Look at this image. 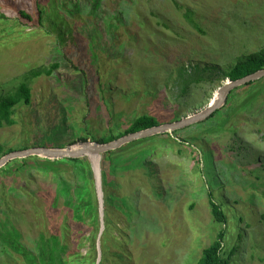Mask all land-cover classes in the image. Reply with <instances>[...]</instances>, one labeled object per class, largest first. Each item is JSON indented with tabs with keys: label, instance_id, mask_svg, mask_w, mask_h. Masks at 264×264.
I'll use <instances>...</instances> for the list:
<instances>
[{
	"label": "rangeland",
	"instance_id": "1",
	"mask_svg": "<svg viewBox=\"0 0 264 264\" xmlns=\"http://www.w3.org/2000/svg\"><path fill=\"white\" fill-rule=\"evenodd\" d=\"M263 48L264 0H0V90L21 82L30 89L14 125L0 128V145L65 148L123 132L142 115L172 109L184 118L207 106L227 81L222 72ZM55 62L51 76L25 80ZM193 66L181 94L178 70L192 74ZM232 91L222 117L160 134L145 142L153 150L144 166L111 176L100 192L96 264H199L220 229L208 186L227 217L225 251L237 247L231 264H264V78ZM177 138L208 154L200 169L195 154H176ZM10 165L0 168V264H25L13 245L38 255L54 234L57 184Z\"/></svg>",
	"mask_w": 264,
	"mask_h": 264
},
{
	"label": "trees",
	"instance_id": "2",
	"mask_svg": "<svg viewBox=\"0 0 264 264\" xmlns=\"http://www.w3.org/2000/svg\"><path fill=\"white\" fill-rule=\"evenodd\" d=\"M19 16L23 19L32 20V17L25 11L19 10ZM187 23L199 30L195 22L190 18L189 13L184 14ZM60 67V64L55 62L51 64L47 69H41L32 72L29 76H25V80L29 78H35L40 75L47 77L51 76L54 71ZM261 69H264V48L257 53L248 56L247 60L243 63H239L229 69L228 72H222L225 80L235 81L245 76L253 74ZM199 67L193 66L192 74L188 73L184 68H180L177 73L178 80L182 83L180 93L185 94L187 91L188 80L198 72ZM202 71L210 70L209 67H204ZM253 82L246 84L245 86L252 85ZM233 92V91H232ZM229 93L225 104L219 110H216L207 120L215 117H222L223 110L229 105V97L232 94ZM24 105L30 104V89L26 82H21L16 88L8 90L2 94L0 90V128L5 126L14 125L12 116L15 112V108L18 104ZM166 114H160L158 116L142 115L135 118L132 123L123 132H111L109 135L100 139L91 138L93 142L99 144L109 143L117 140L127 134L135 133L141 130H145L151 127H155L161 124L175 122L181 119L179 113L174 110L165 112ZM225 116V115H224ZM198 126L201 125L197 124ZM207 131L208 128H203V131ZM174 132V134H176ZM170 138L168 134L161 135ZM154 138H146L132 143L126 144L115 151H109L101 155L99 162L100 169V187L102 192H105V188L111 182V176L119 169H128L129 167H139L142 164L144 155L152 153V146H144L145 142L153 140ZM86 137L79 138L80 142H85ZM176 146V154L182 155L183 149L189 151L191 154H195V162L197 166L203 159L208 160V154L203 151L202 148L195 149L193 143L182 140L178 142L177 139H171ZM75 144L72 142L69 146ZM200 146V145H199ZM35 147H43L41 144H37ZM62 148V147H57ZM26 148H22L25 150ZM14 150L4 148L0 145V158L13 152ZM206 154V155H205ZM201 156V158L198 157ZM205 155V156H204ZM131 161L132 165H127ZM18 164L16 170L27 171L33 170L37 173L44 175L51 174L57 184V190L54 194L53 202L50 205V209L53 212V235L47 238H42V244L39 254L21 249L13 245L14 249L19 252L25 259V264H96V239L99 232L98 224V202L95 186L94 172L92 165L88 158L70 159L64 158L61 160H46L36 156L28 157L25 159H15L11 163H8L2 171L8 172L11 165ZM121 164H123L121 166ZM204 164V162H203ZM144 166V165H143ZM198 169L199 166H198ZM63 197L67 201L63 203L65 207L63 209V216H59L56 220V215H59L60 210L58 208L59 199ZM207 203L209 207L210 215L215 223L220 225V229L217 232L215 239L211 244L204 248L201 252V258L198 261L199 264H231L233 257L236 254L237 247H233L229 252L225 251V238H226V226L227 217L221 206L212 193V187L207 188ZM63 217V218H62ZM54 219V220H53ZM259 221L264 225V212L260 215ZM238 238H242L241 234L237 235ZM16 242V241H15ZM82 250L86 252L83 254Z\"/></svg>",
	"mask_w": 264,
	"mask_h": 264
},
{
	"label": "water",
	"instance_id": "3",
	"mask_svg": "<svg viewBox=\"0 0 264 264\" xmlns=\"http://www.w3.org/2000/svg\"><path fill=\"white\" fill-rule=\"evenodd\" d=\"M261 78H264V69H261L253 74L235 81L227 80L214 92L212 99L209 101L205 108L191 115H187L178 121L161 124L135 133L127 134L117 140L105 144H99L93 141H85L78 144H73L65 148L32 147L25 150L13 151L0 158V168L4 167L9 161L15 159H25L33 156L51 161L61 160L64 158L77 159L86 157L90 160L91 158H93V161L95 163L92 164L91 162V164L94 172L98 213L100 216L102 211V199L100 195L101 188L99 180L100 178L96 175L97 173L95 170L98 169L99 172V161L102 154L109 151L118 150L122 146L134 141L150 138L160 134L171 135L175 130L183 129L189 125L203 122L207 120L216 110L222 108L229 93L232 90L251 82H255Z\"/></svg>",
	"mask_w": 264,
	"mask_h": 264
}]
</instances>
